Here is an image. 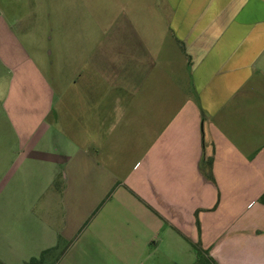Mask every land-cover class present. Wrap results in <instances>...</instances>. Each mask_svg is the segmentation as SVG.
I'll return each mask as SVG.
<instances>
[{
	"label": "crops",
	"instance_id": "crops-1",
	"mask_svg": "<svg viewBox=\"0 0 264 264\" xmlns=\"http://www.w3.org/2000/svg\"><path fill=\"white\" fill-rule=\"evenodd\" d=\"M26 1L0 0V33L8 2L19 8ZM33 1L31 14L43 16L38 1L47 0ZM82 1L91 14L90 1ZM110 1L101 0L100 10L114 11V65L88 64L62 93L52 94L48 83L47 120L33 125L46 126L40 148L16 132L22 164L14 193L0 204V262L26 264L56 245L62 252L54 264H76L83 254L96 262L98 243L112 248L115 192L136 199L137 212L126 218L144 240L166 224L172 238L200 243L210 264H264V0ZM95 49L102 59L110 47ZM12 64L15 58L0 57L5 109ZM88 123L108 130L112 159L118 137L130 142L125 154L136 156L115 163L114 172L99 169L109 177L104 198L93 193L95 178L78 183L88 169L81 152ZM202 157H212L214 182L199 170ZM20 173L28 180L18 184Z\"/></svg>",
	"mask_w": 264,
	"mask_h": 264
},
{
	"label": "rangeland",
	"instance_id": "rangeland-1",
	"mask_svg": "<svg viewBox=\"0 0 264 264\" xmlns=\"http://www.w3.org/2000/svg\"><path fill=\"white\" fill-rule=\"evenodd\" d=\"M89 1L91 8H94L91 14L82 0H47V3L38 1L41 6L39 10L43 16L40 12L38 16H35L29 11L31 4L34 3L33 0L26 1V5H24L25 2H20L19 8L15 5L9 6L8 2L7 9H4L6 10L4 12H7V23L5 31L0 33L2 43H0V57L15 58L16 64L7 66L9 67L7 71L11 72V75L7 72V78L11 79L14 76L11 82L15 84L9 99L6 100V109L0 101V204L9 200L7 199L9 192L14 193L15 185H11L13 177L15 178L14 172L21 170L22 162L19 159L21 146L16 132L20 131L24 144L29 143L32 149L40 148L47 136L45 123L38 122V127L35 125L36 131L33 125L38 117L46 116L47 120L43 102L46 100L48 83L52 94L53 92L62 93L63 90L68 89L70 84L68 81L75 80L74 78L88 64H100L99 69L114 65L112 60L114 59V11L100 10L105 5V2L101 0ZM134 2L135 0H130V6ZM110 5L114 6L113 0L110 1ZM14 9L19 12L18 16H15ZM262 15L264 17V6ZM99 44L110 47L103 50L102 59L95 57L98 55L95 47ZM1 74H3L2 65H0ZM104 100V105L108 107V110L104 112V127L110 129L109 121L114 118L110 112L112 101L111 97ZM37 105L39 111L35 110ZM32 106H35L33 110ZM46 120L44 122H47ZM106 128L98 129L88 123L87 133H82L87 141L85 149L81 152L85 153L88 169L85 173L86 178L81 177L78 180L79 183L85 179L83 185H87L88 182L92 185V178H95L98 181V188L93 186V193L98 195L99 192L103 198L110 190V183L107 172H101L99 169L114 172L115 163L120 164L119 166L129 165L131 158L136 157L125 154L132 148L129 146L130 142L127 139L122 143L123 139L118 137V142L112 144L115 149H113L112 159L106 151L111 148L108 143L110 140H107L105 134L108 132ZM120 145L123 150L119 149ZM36 158L38 153L33 152L29 157L32 164ZM27 172L30 173L31 170ZM19 175L18 184L21 180H28V173ZM31 178H35L33 172H31ZM72 186L76 187V185ZM129 197L126 199L122 193L114 192L112 248L105 245L104 240L98 243L94 249L97 259L96 262H93L95 261L93 259L92 264H98V262L100 264H195L197 257L193 249L198 248L201 251L200 243H194L192 246L184 239L172 238L166 224L156 225L149 242L148 239L144 240V235L133 229V225L128 224L127 214L137 212L136 199L131 195ZM130 232H136V235L132 237ZM132 247H134L133 250H131ZM200 260L203 259L200 257ZM76 264H91V261H87V255L83 254L77 259Z\"/></svg>",
	"mask_w": 264,
	"mask_h": 264
},
{
	"label": "trees",
	"instance_id": "trees-1",
	"mask_svg": "<svg viewBox=\"0 0 264 264\" xmlns=\"http://www.w3.org/2000/svg\"><path fill=\"white\" fill-rule=\"evenodd\" d=\"M212 157H206V158H201L200 162H199V170L201 172V174L209 181L214 182V177L212 174ZM260 201L262 203H264V194H262V196L260 197ZM197 227L199 228V224L196 221ZM62 251H57V245L53 248L47 249L42 251V253L39 255L38 258H33L31 259L28 263L26 264H54L57 259L59 258V256L61 255ZM195 252H196V263L195 264H210V262H208L207 258L204 257L201 253L200 250H198V248H195ZM200 257L203 260H200ZM0 264H2L0 262Z\"/></svg>",
	"mask_w": 264,
	"mask_h": 264
}]
</instances>
